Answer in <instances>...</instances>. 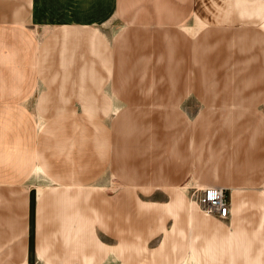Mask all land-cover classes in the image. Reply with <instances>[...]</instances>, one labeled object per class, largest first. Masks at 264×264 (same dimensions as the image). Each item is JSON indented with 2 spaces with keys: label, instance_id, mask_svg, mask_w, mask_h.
Listing matches in <instances>:
<instances>
[{
  "label": "crops",
  "instance_id": "1",
  "mask_svg": "<svg viewBox=\"0 0 264 264\" xmlns=\"http://www.w3.org/2000/svg\"><path fill=\"white\" fill-rule=\"evenodd\" d=\"M213 1L202 15L204 18L212 15L213 5L218 11L230 10L231 13L221 17L223 25L233 18L234 11L249 9L248 0H223L218 5ZM262 10L264 6L259 9ZM198 14L199 0H0V264H8L13 242L21 253L15 264H76L79 262L76 250L82 243L86 249L88 244L92 245L91 258L84 259V264H88L85 261L93 260V254H98L102 245L100 233L107 232L112 238L119 236V199L116 205L104 206L111 214V224L104 223L103 214L98 221L95 219L99 217L88 211L94 207L95 215L103 212L104 196L95 192V188L103 189L110 182L108 172H114L117 156L114 137L119 118L113 121V115L119 117L123 107L146 104L137 99L138 83L130 77L136 74L135 66L125 64L129 57L121 59V41H135L137 32L126 30L130 22H137L135 25L139 27L177 25L191 33L186 26H194L190 22L192 17L201 22ZM262 15L257 18L261 20ZM211 32L214 31L210 29L207 37L210 38ZM189 40L186 44L198 45L206 41V36L202 35L197 42ZM188 75L193 76L191 82L196 86L198 74ZM141 85L139 90L149 97L155 85L143 81ZM155 89L163 99L144 100L162 107L158 110L165 113L179 110L180 95L184 90L186 94L191 92L185 84L156 85ZM257 90L258 87L254 89ZM195 95L202 103L203 98L209 101V106L215 103L213 99ZM220 117L213 114L210 122ZM262 117L263 114L259 118L264 120ZM174 118L176 115L170 114L163 126L177 122ZM201 120L189 119L192 135L188 141L175 131L177 138L169 146L170 137L167 133L163 135V145L169 146L168 155L159 166L163 175L174 182L166 185L177 186L191 175L209 185L229 188L226 199L231 207L229 217L234 219L250 197L245 190L255 188L264 177L263 144L261 138L252 141L253 137L247 140L245 135L234 143L226 130L215 131L217 141L207 146L216 157L211 176L198 175L196 170L185 172L182 168L187 159L185 154L202 147L200 142H194L195 128L198 136L202 133L197 125ZM219 147H228L223 149L226 154L217 155ZM171 154L174 161L168 157ZM172 196L160 205L162 212L176 217L186 203L182 195ZM121 202L125 203L124 197ZM142 203L147 208L153 205L150 201ZM187 211L193 217L198 209L189 207ZM239 227L240 222L235 235ZM228 233L229 247L225 241L221 247L224 251L232 249L233 234ZM40 235L46 240V249L39 242ZM6 236L11 238L6 240ZM130 245L124 243V248L130 250ZM207 249L191 245L188 258L182 262H196L194 251L200 256ZM167 250L172 249L161 243L152 258L162 252L169 258ZM219 256L222 255L216 257ZM152 260L153 263L145 264H158ZM203 261V264H227L221 259L210 263L203 257Z\"/></svg>",
  "mask_w": 264,
  "mask_h": 264
},
{
  "label": "rangeland",
  "instance_id": "2",
  "mask_svg": "<svg viewBox=\"0 0 264 264\" xmlns=\"http://www.w3.org/2000/svg\"><path fill=\"white\" fill-rule=\"evenodd\" d=\"M220 1L223 0H216L217 5ZM248 1V11H234L231 14L233 18L226 22L227 25H223L225 23L221 17L224 18L231 11H218L213 5L212 15L209 14L208 17L207 14L204 18L202 14L207 12L206 10L214 4V1L199 0L200 14L198 15L201 17V22L197 23L192 17L193 20L190 22L194 23V26H186L192 33V37L191 33L177 25L139 27L135 25L138 24L137 22H130L126 30L128 33L129 30L130 33L135 30L137 36L135 41L130 43L121 41L120 55L121 59L129 57L128 61H125L128 67L135 66L136 74H131L130 77L132 79L134 77L136 84L138 83L136 89L140 95L137 99H143L142 101L146 104L141 103L136 108L126 106L122 108L119 117L113 115L115 118L113 121L119 118L114 137L115 155H117L113 162L114 172H108L107 175L111 177L110 182L103 189L95 188V192H100L104 196L103 212L95 215L94 207L88 212L99 217L92 218L98 221L104 215L106 218L104 223L111 224V214L109 209L104 210V206L108 203L116 205L119 199L118 204L121 207L118 217L119 236L112 238L107 232L100 233L99 241L104 248L100 247L98 254H93V260L85 261L86 263L145 264L153 263L152 259H155L158 264L160 262L203 264L204 257L209 259L210 263L213 259H221L227 264H264V177L258 180L259 183L255 188L245 190L250 197L236 217L223 220L205 215L189 196L188 188L191 185H197L199 188L213 185L201 182L202 179L199 181L191 175H187L183 182L180 180L177 186L166 185L174 182H171L172 179L168 175L164 176L160 168L161 159L168 155L167 148L170 143L173 145L177 138L174 137V132H179L176 134L178 136H182L180 135L182 133L188 141L189 136L192 135L189 119L192 122L197 121L199 117L202 120L197 122V125L202 133L198 136V129L195 128L194 142H200L202 147L195 149L193 153L185 154L187 159L184 165L179 162L183 165L185 172L196 170L198 175L204 173V176H211L216 157H213V149H208L207 146L217 138L214 135L215 131L226 130L230 134V141L234 143L244 135L247 140L253 137L252 141L261 138L260 142L262 141L264 149V120L259 118L262 114L264 115V15L261 16V20L257 18L264 14V10L259 11L264 6V0ZM253 7L258 10H253ZM127 23L129 24L128 21ZM210 29L214 32H211L209 38L207 35ZM202 35L206 36V41L198 45L186 44L189 43L190 38L191 41L197 42ZM186 37L188 40L185 39ZM188 73L198 74L195 79L196 86L191 82L193 76ZM141 81L155 87L156 85L185 84L191 92L189 94H186V90L182 92L179 110L165 113L158 110L162 107L153 106L154 104L144 100L148 94L144 95L139 90L143 86ZM155 87L151 88L152 94L148 98L163 99ZM256 87L258 90L255 92ZM194 92L199 96L213 99L214 105L209 106L211 104L204 98L203 103L197 100ZM170 114L176 115L177 119L173 120L177 122L173 121L163 126ZM213 114L221 116L220 121L217 119L216 122H210ZM166 133L170 138L169 146L165 147L163 135ZM223 149L228 147H219L217 155L226 154ZM168 157L172 161L175 160L174 154ZM171 165L176 166L174 163ZM223 173L220 171L221 175ZM221 177L223 179L224 176ZM223 188L225 191L230 190ZM176 193L185 198L186 205L178 211L176 217L170 213L166 215V212L161 210L162 203L171 200L172 195ZM123 197L125 203L121 202ZM141 200L153 202L151 206L153 208L145 207ZM154 203L157 204L154 205ZM189 207L196 208L199 212L197 211L192 217V213L187 211ZM241 216L244 218L241 219ZM238 222H240L239 232L235 235ZM228 232L233 234L232 249L224 251L221 247L225 241L229 247L227 241L230 233ZM92 236L95 237V234L93 233ZM10 238L11 236H8L6 240ZM39 242L44 249L47 248L46 240L42 235ZM163 242L172 249L167 250L169 258L166 252L152 258L153 251ZM124 243H131L130 250L124 248ZM82 244L76 250L79 252L76 258L79 262L76 264H84L85 257H90L93 253V250L89 252L92 245L88 244L86 249V244ZM193 244L200 249L203 246L208 247L205 255L200 254V257L195 250L196 262H189V260L182 262L188 258L187 251L191 245L194 246ZM10 246L13 249L10 251L8 264L18 263L21 257L20 249H17L14 242L10 243ZM127 255L132 259L128 260ZM217 255L222 256L217 258Z\"/></svg>",
  "mask_w": 264,
  "mask_h": 264
},
{
  "label": "built area",
  "instance_id": "3",
  "mask_svg": "<svg viewBox=\"0 0 264 264\" xmlns=\"http://www.w3.org/2000/svg\"><path fill=\"white\" fill-rule=\"evenodd\" d=\"M188 189L191 201L204 213L223 220L229 218L231 207L226 199L225 188L219 186L199 188L197 185H191Z\"/></svg>",
  "mask_w": 264,
  "mask_h": 264
},
{
  "label": "bare ground",
  "instance_id": "4",
  "mask_svg": "<svg viewBox=\"0 0 264 264\" xmlns=\"http://www.w3.org/2000/svg\"><path fill=\"white\" fill-rule=\"evenodd\" d=\"M205 187H206V186H205ZM205 187H204V188H205Z\"/></svg>",
  "mask_w": 264,
  "mask_h": 264
}]
</instances>
